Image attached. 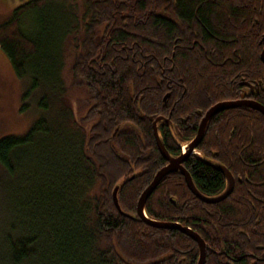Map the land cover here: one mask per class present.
I'll use <instances>...</instances> for the list:
<instances>
[{
	"label": "trees",
	"instance_id": "trees-1",
	"mask_svg": "<svg viewBox=\"0 0 264 264\" xmlns=\"http://www.w3.org/2000/svg\"><path fill=\"white\" fill-rule=\"evenodd\" d=\"M25 19H31L29 28ZM122 46L131 47L127 57L123 50L115 56ZM263 46L264 0L17 5L0 22V48L18 76L28 73L32 79L23 98L42 86L61 111L39 117L23 134L0 137V264H195V240L176 228L152 226L136 213L140 193L165 163L152 122L162 115L173 123L168 112L174 100H167L164 112L162 96L168 88L174 91V83L160 87L158 78L187 71L181 75L195 90L194 103L211 90L222 97L230 76L224 71L237 64L235 70L264 79ZM124 106L130 110L128 126L112 120ZM164 121L157 125L163 128ZM244 121L245 132L255 137L244 140L247 180L230 199L180 203L177 196L190 192L183 178L179 184L170 173L144 205L148 218L198 232L206 244L204 264H264V202L245 200L264 198V188L256 190L264 186V161L252 156L254 149L264 158V115ZM215 130L206 144L219 148ZM170 132L163 130L161 142L174 155L190 136ZM193 160L197 185L217 191L220 173ZM116 184L120 207L130 217L115 206Z\"/></svg>",
	"mask_w": 264,
	"mask_h": 264
},
{
	"label": "flooded vegetation",
	"instance_id": "flooded-vegetation-1",
	"mask_svg": "<svg viewBox=\"0 0 264 264\" xmlns=\"http://www.w3.org/2000/svg\"><path fill=\"white\" fill-rule=\"evenodd\" d=\"M130 49L131 47H125V46H122L121 48L116 47V49L114 50L115 56L119 55L121 53V50H123L124 56L127 57ZM261 51H260V55H261ZM227 59H233V58L227 57ZM237 66L238 64L236 65V67ZM236 67H232L224 71L225 73L230 74V76H228L229 78L225 79L226 84L224 83L223 85L225 86V88L223 89L222 97L213 95V91L211 90L210 92L202 93V97L199 98L196 101V103L193 102V97L196 98L195 90L191 88V86H188L186 84L185 79L181 75L183 73H186L187 71L176 70V73H177L176 77L171 78V77H167L166 75L162 74L158 78L160 87H162V84L165 81H172L174 83V91L172 92L168 88V91L162 96V100H164V103L166 104L162 109L164 112L169 107L167 105V100L169 98H172L174 100V105L171 108L172 111L168 112L171 116L173 123L171 124L168 118H165L162 115H158L156 118H154L152 122L153 126L155 125L160 140L163 135L164 129H167L169 132L171 131L170 133L173 132L175 136H181L185 134H188V136H190L188 140L178 143L180 147V151L176 152L174 155H171V156L178 157L180 155H184L182 161L180 162V165L184 170H186L190 174L193 184L198 189L200 194L204 195L205 197L218 196L221 193H223L228 187V184H229L228 178L219 169L215 167L216 164L224 165L230 171L234 179L232 190L226 198L230 199L229 196L234 194L233 193L234 190H236L237 188H240V186H243V180H247V177H244V173H245L244 166L246 162L242 155L245 152V149H244L245 146L243 145V143H244L246 136L249 139L251 138L253 139L255 137V133L245 132L244 118H248L250 120V124L252 120L254 121L255 118L256 119L258 118V114L260 113V111L255 109L250 104L261 103L264 105V100H263L264 98V79H261L259 75L256 76L253 74H247L246 70L243 68L235 70ZM79 97H83V95L80 93ZM126 99L130 100L131 98L126 97ZM200 99L201 101H199ZM220 102H229L234 105L231 107L222 109L214 113L210 117V119L207 121L204 127L200 140L197 142L196 146L189 151L188 144L191 141H193L195 137L197 136L200 123L203 117L205 116L206 112L212 106ZM130 103L131 101L130 102L128 101L129 105ZM127 111L129 113H127ZM118 112L119 111L113 114L114 117L112 118V120L114 122L118 121L119 119L120 121L126 124L125 126L132 124V122L130 121L131 119L128 118V116H126L130 114L129 109L125 108L124 106V109L120 111L119 115H118ZM116 118L118 119L116 120ZM97 121H99V123H102L101 116H98ZM161 121H164V124H165L163 128L162 126L157 125ZM213 126H215L216 128V130L214 131L215 135L213 136V138H215V140H217V142L219 143V148H215L209 144H206V140L211 136L210 132L212 131ZM116 130H117V127L114 128L113 133H115ZM153 134H154V129H153ZM154 139L156 142L155 134H154ZM183 144L184 145L187 144L184 149H182ZM163 145L164 147H166L165 144ZM205 145H207L206 150L202 151L201 148L205 147ZM156 146H157V142H156ZM252 152L254 154L252 155L254 156L253 158L254 160L258 162L264 161V158L261 159L259 157L260 151H255L253 149ZM195 158L202 159L203 161L207 163L206 165L208 167L220 173L221 178H222V182H221L222 184L220 185V188L217 191L212 192V193L207 192L204 189H201L197 185L193 171H192V169L194 168V163L196 162V160H193ZM165 164H167L166 159H165V163L162 166H164ZM258 168H259V165L253 167L254 172H257ZM170 173L174 174L176 178L178 177L179 184L182 183V180L180 178H183L184 184L186 188H188L186 181H185V177L180 172L179 168L176 169L175 171L169 172L166 175H169ZM178 188H182V186H178ZM260 188H264V186H261V185L256 186V190L259 191ZM188 191L190 192V194H187L185 192L182 193V196H181L182 199L181 197L179 198V195H178L177 201L183 204H190V203H193L194 197L197 200L204 201L201 198H199L197 195H195L190 189ZM184 194H186V196H184ZM245 200L251 203L258 202V201L264 202V198H261L258 196L257 197H247ZM205 256H206V244H205ZM262 260L264 261V257L262 258ZM196 261H198V259ZM204 263H205V259H204ZM195 264H197V262ZM252 264H256V262L253 261Z\"/></svg>",
	"mask_w": 264,
	"mask_h": 264
},
{
	"label": "rangeland",
	"instance_id": "rangeland-1",
	"mask_svg": "<svg viewBox=\"0 0 264 264\" xmlns=\"http://www.w3.org/2000/svg\"><path fill=\"white\" fill-rule=\"evenodd\" d=\"M24 1L27 0H0V22L7 20L13 9ZM30 21L31 19H25L23 23L29 28ZM31 80L28 73L23 76L15 73L9 58L0 48V137L8 134H23L39 117L50 119L61 111L59 105L56 106L54 101L50 102V98L44 95L42 86L39 90H34L26 99L23 98ZM76 92L79 95L80 90L76 89ZM24 103H26L25 107H23ZM2 177L0 170V182ZM0 215H2L1 211Z\"/></svg>",
	"mask_w": 264,
	"mask_h": 264
},
{
	"label": "water",
	"instance_id": "water-1",
	"mask_svg": "<svg viewBox=\"0 0 264 264\" xmlns=\"http://www.w3.org/2000/svg\"><path fill=\"white\" fill-rule=\"evenodd\" d=\"M260 58H261V61L264 63V48L261 51ZM233 105L234 104L229 103V102H220V103H217L214 106H212L206 112L205 116L203 117V119L200 123V127L198 130L197 136L195 137V139L193 141H191L188 144V150L189 151L193 147H195L197 142L200 140L202 133H203V130H204V127H205L207 121L210 119V117L214 113H216L222 109L231 107ZM250 105L253 106L255 109L259 110L264 115V105L263 104L254 103V104H250ZM154 133H155V138H156L158 149H159L161 155L167 160V164H165L164 166H162L160 169H158L155 172V174H154L153 178L151 179V181L149 182V184L141 192V194L137 200V204H136V213L140 218H143V220L145 222H147L148 224H150L152 226L164 227V228H176V229L180 230L181 232H184L185 234L190 236L193 240H195V242L198 245L199 255H198L197 264H204L205 243H204L203 238L199 235V233H197L193 229L189 228L188 226H183L177 222L162 221V220H156V219L148 218L145 211H144V205H145L146 199L153 192V190L158 186L160 180L163 178L164 175L168 174L169 172L175 171L178 168L180 169V172L184 175L188 188L195 195H197L199 198H201L202 200H204L205 202H208V203H214V202H217V201H220V200L226 198L232 190L234 179H233L230 171L224 165L216 164L215 167L217 169H219L228 178L229 184H228V187L226 188V190L223 193H221L220 195L215 196V197H205L204 195L200 194L198 189L193 184V181H192L190 174L181 167L180 162L182 161L184 155H180L178 157H172L168 153L167 149L164 147L163 143L161 142L155 125H154ZM117 190H118V185L116 184L113 188V191H112V197H113V201L115 203V206L121 214L130 217V215L128 213L124 212L120 207V204H119L118 199H117Z\"/></svg>",
	"mask_w": 264,
	"mask_h": 264
},
{
	"label": "bare ground",
	"instance_id": "bare-ground-1",
	"mask_svg": "<svg viewBox=\"0 0 264 264\" xmlns=\"http://www.w3.org/2000/svg\"><path fill=\"white\" fill-rule=\"evenodd\" d=\"M153 129H154V126H153ZM154 134H155V133H154ZM193 148H194V147H193ZM193 148H192V149H193ZM142 191H143V190H142ZM140 194H141V193H140ZM139 196H140V195H139ZM148 197H149V196H148ZM138 198H139V197H138ZM137 200H138V199H137ZM146 200H147V199H146Z\"/></svg>",
	"mask_w": 264,
	"mask_h": 264
}]
</instances>
